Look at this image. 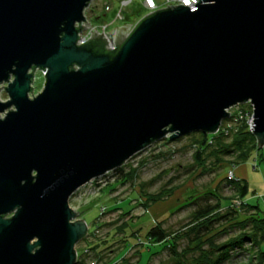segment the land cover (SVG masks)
<instances>
[{"label": "water", "instance_id": "1", "mask_svg": "<svg viewBox=\"0 0 264 264\" xmlns=\"http://www.w3.org/2000/svg\"><path fill=\"white\" fill-rule=\"evenodd\" d=\"M92 1L0 0V264H77L79 189L166 139L216 135L237 105L264 147V0L171 4L78 45Z\"/></svg>", "mask_w": 264, "mask_h": 264}, {"label": "rangeland", "instance_id": "2", "mask_svg": "<svg viewBox=\"0 0 264 264\" xmlns=\"http://www.w3.org/2000/svg\"><path fill=\"white\" fill-rule=\"evenodd\" d=\"M139 5L140 2H135L130 10H139ZM144 14L143 11L139 15ZM90 19L95 25L100 22L96 17ZM115 27H121V24H115L109 30ZM44 83V74L37 71L30 96L42 92ZM6 86L2 84L0 88ZM5 88L0 90L2 101L8 100ZM248 108L247 104H240L229 112L237 115ZM241 121L245 124L244 116ZM196 137L189 135L174 143L164 141L153 145L123 166L124 173L131 175L128 179L120 180L116 173L109 172L99 186L85 185L73 195L70 206L79 212L78 219L85 220L89 227L86 238L76 246L81 264H198L203 253L209 251V244L207 237H201L205 230L194 233L195 228L207 221L195 217L197 205L221 204L222 208L217 212L220 215L229 212L230 203L237 198L234 187L226 182L230 169L239 180H242L241 176L248 184L244 201L262 207L259 197L264 195V147L254 150L236 172L237 154L223 157L221 165H217L216 158L206 155L207 162L201 166L195 160L197 146L192 144ZM162 189L174 191L163 201L148 200L147 195ZM202 197L207 200H200ZM238 211L240 221L249 217L244 215L247 212L243 209ZM157 225L172 235L162 243L147 236L150 228ZM213 226L214 231L209 235H217L213 243L218 246L240 234L238 227L232 228L225 221H216ZM251 247L245 245L246 250L226 264L248 263L249 257L252 259L257 255V248L249 252Z\"/></svg>", "mask_w": 264, "mask_h": 264}, {"label": "trees", "instance_id": "3", "mask_svg": "<svg viewBox=\"0 0 264 264\" xmlns=\"http://www.w3.org/2000/svg\"><path fill=\"white\" fill-rule=\"evenodd\" d=\"M104 51V50H102ZM234 122V119L229 117L227 120L223 121L222 127H225L227 123ZM241 124V125H240ZM197 136L192 139V144L197 146V151L195 152V160L201 165L206 164V155L209 157H214L217 159V165H221L224 162L223 157L230 154H237L235 167H238L242 162L247 159L250 154L258 149V144L256 137L248 130V127L244 123H237L229 133H224L220 131L216 135H209L204 133H193L190 136ZM189 136V135H187ZM185 137H181L174 142L180 141ZM166 142L167 141L164 140ZM161 141L156 144H160ZM155 144V145H156ZM204 158V159H203ZM116 173L120 180H126L129 176L124 173V167L116 169L113 171ZM120 175V177H119ZM129 176V177H128ZM228 185L233 186L237 197L244 200L248 194V184L245 180L239 181H226ZM173 189H162L159 193L154 195H147L150 202H160L166 197H169L173 193ZM209 197V196H207ZM207 197H202L200 200H207ZM197 204V202L195 203ZM195 217L198 219H206L205 223H202L197 228H195L194 233H199L201 229L205 230L201 233V237H207V242L209 244V251L203 253V257L199 260L198 264H226L230 262L233 256H237L242 250H246L245 245L250 244L252 247L249 252L257 248L256 257L248 258V263L246 264H264V208L258 205H251L244 201L242 207L244 215L249 216L244 220L240 221L238 216L240 212L238 209H232L229 205V212L224 215H220L217 211L222 208L221 204L212 205L211 203H205L202 205H197ZM239 209V210H240ZM252 213V215L250 214ZM250 214V215H249ZM211 215V216H210ZM238 217V218H237ZM225 221L229 223L232 228L238 227L240 229V234L234 238L229 239L226 243L221 246L215 245L213 242L217 235L211 234L214 231V224L216 221ZM191 236L192 233L190 232ZM208 235V236H207ZM148 237L157 243L164 242L169 235L160 225L153 226L148 231ZM200 238V237H199ZM236 251V254L234 253ZM256 263H254V260ZM77 264H81L80 261Z\"/></svg>", "mask_w": 264, "mask_h": 264}, {"label": "built area", "instance_id": "4", "mask_svg": "<svg viewBox=\"0 0 264 264\" xmlns=\"http://www.w3.org/2000/svg\"><path fill=\"white\" fill-rule=\"evenodd\" d=\"M198 0H93L89 7L85 10V21L88 23L89 26H92L90 29H83L79 32L80 39L78 40L77 44L82 45L88 40L91 39V31L96 29L98 35L109 34L113 30H109L115 24H121L120 28H127V24H133L129 30H127L128 36L132 33L135 29L136 25L147 15H150L152 12L167 9L169 5H173L177 7L178 5H185L188 6L190 9L196 8L195 3ZM135 2H140V8L137 11H132L130 8L134 5ZM172 8V7H171ZM144 11V15L140 16L139 14ZM91 17H96L99 20V24L95 25ZM85 21L80 24V26H85ZM79 27V24L77 25ZM116 48L115 43L113 42L112 45H106L107 50H114ZM249 108L246 112L241 111L237 115H230L234 119V122H230L225 127L220 128V131L229 133L234 129L237 123H244L242 120L243 116L245 121V125L249 128V131L252 133L253 130V106L251 103H246ZM251 109V110H250ZM247 122V123H246ZM168 141V139H166ZM227 180L229 181H239L237 175L235 174L234 170L230 169L227 173ZM103 183V177L93 180L89 183V185H100ZM88 185V184H87ZM79 189L78 191H80ZM77 191V192H78ZM76 192V193H77ZM261 201L262 207L264 208V195L259 197ZM244 203V200L237 197L235 200L231 202L232 209H240Z\"/></svg>", "mask_w": 264, "mask_h": 264}, {"label": "crops", "instance_id": "5", "mask_svg": "<svg viewBox=\"0 0 264 264\" xmlns=\"http://www.w3.org/2000/svg\"><path fill=\"white\" fill-rule=\"evenodd\" d=\"M241 166H238L235 170H236V172H238V170H239V168H240ZM240 178L243 180V177H241L240 176ZM231 204V203H230Z\"/></svg>", "mask_w": 264, "mask_h": 264}]
</instances>
